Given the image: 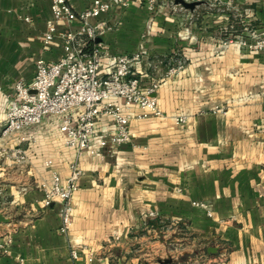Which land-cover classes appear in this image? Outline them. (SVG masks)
Returning a JSON list of instances; mask_svg holds the SVG:
<instances>
[{"label": "crops", "instance_id": "obj_1", "mask_svg": "<svg viewBox=\"0 0 264 264\" xmlns=\"http://www.w3.org/2000/svg\"><path fill=\"white\" fill-rule=\"evenodd\" d=\"M69 1L77 10L92 2ZM213 1L155 16L136 2L100 17L122 18L103 42L112 52H142L134 73L143 84L184 62L156 92L162 115L134 118L131 140L116 152L78 157L51 118L25 130L23 143L0 134V215L8 218L0 264H264V50L223 42L244 28L264 35V0H238L240 16ZM52 17L51 0H0V131L16 83L33 81L41 56L64 54L61 33L43 48ZM16 146L24 161L12 155ZM75 161L82 176L64 234L60 204H46L40 184L54 169L66 179ZM77 246L86 248L74 257Z\"/></svg>", "mask_w": 264, "mask_h": 264}, {"label": "built area", "instance_id": "obj_2", "mask_svg": "<svg viewBox=\"0 0 264 264\" xmlns=\"http://www.w3.org/2000/svg\"><path fill=\"white\" fill-rule=\"evenodd\" d=\"M136 2L147 4L151 16L163 8H185L175 0H92L88 8L77 10L69 0H51L53 17L43 36V48L50 49L61 33L64 54L52 62L41 56L36 61L33 81L16 83L17 96L11 101L7 122L0 131L1 138L19 134L21 143L29 141L31 134L23 132L51 118L58 125L65 145L75 150L78 157L85 152L97 155L104 149L116 152L121 144L130 141L134 118L162 115L156 92L163 78L178 72L184 62L179 61L163 76L145 85L134 73L135 64L142 60V52H112L103 42L109 32L120 28L123 20L121 17H100L120 14ZM60 24L66 25L62 32H59ZM98 38L101 40L97 41ZM235 39L243 49L264 50V35L257 29L230 32L223 41L224 45ZM135 107L142 112L135 113ZM105 118L112 120L113 128L107 123L100 125ZM185 121V117L178 118V122ZM6 149L0 148L2 151ZM12 155L20 161L26 159L20 146L12 149ZM46 165L50 166L51 161L47 160ZM81 176L82 169L75 161L66 179L54 169L51 180L40 184L46 204H60V230L64 234H69L74 224L72 199L79 190ZM79 248L84 250L86 246L73 248L74 257L79 256ZM93 259L91 253L90 260Z\"/></svg>", "mask_w": 264, "mask_h": 264}, {"label": "rangeland", "instance_id": "obj_3", "mask_svg": "<svg viewBox=\"0 0 264 264\" xmlns=\"http://www.w3.org/2000/svg\"><path fill=\"white\" fill-rule=\"evenodd\" d=\"M237 1L238 0H218V1H213L212 2L213 4L212 3L211 4L215 5L217 9L221 11L222 13H232V10H234L235 13H238L239 12L238 10H240L242 7L237 8L238 6Z\"/></svg>", "mask_w": 264, "mask_h": 264}, {"label": "water", "instance_id": "obj_4", "mask_svg": "<svg viewBox=\"0 0 264 264\" xmlns=\"http://www.w3.org/2000/svg\"><path fill=\"white\" fill-rule=\"evenodd\" d=\"M175 3L182 5L183 7L194 10L197 6L202 4V1H187V0H175ZM101 38H98L97 41H100ZM0 222H8V218L4 215H0ZM172 260H163L160 264L170 263Z\"/></svg>", "mask_w": 264, "mask_h": 264}]
</instances>
